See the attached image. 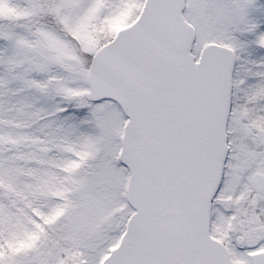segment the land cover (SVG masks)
Listing matches in <instances>:
<instances>
[{
	"label": "snow or ice",
	"instance_id": "1",
	"mask_svg": "<svg viewBox=\"0 0 264 264\" xmlns=\"http://www.w3.org/2000/svg\"><path fill=\"white\" fill-rule=\"evenodd\" d=\"M0 264H264V0H0Z\"/></svg>",
	"mask_w": 264,
	"mask_h": 264
}]
</instances>
